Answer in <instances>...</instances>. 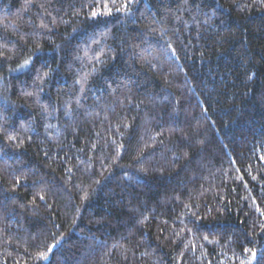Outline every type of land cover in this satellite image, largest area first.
<instances>
[{
  "label": "trees",
  "instance_id": "1",
  "mask_svg": "<svg viewBox=\"0 0 264 264\" xmlns=\"http://www.w3.org/2000/svg\"><path fill=\"white\" fill-rule=\"evenodd\" d=\"M0 264H264V0H0Z\"/></svg>",
  "mask_w": 264,
  "mask_h": 264
},
{
  "label": "snow or ice",
  "instance_id": "2",
  "mask_svg": "<svg viewBox=\"0 0 264 264\" xmlns=\"http://www.w3.org/2000/svg\"><path fill=\"white\" fill-rule=\"evenodd\" d=\"M93 15L95 16L96 15V13H93ZM28 63V61H25V64H27ZM254 255V254H253Z\"/></svg>",
  "mask_w": 264,
  "mask_h": 264
}]
</instances>
